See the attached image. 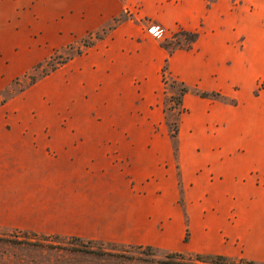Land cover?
Returning a JSON list of instances; mask_svg holds the SVG:
<instances>
[{"label":"rangeland","instance_id":"374dc122","mask_svg":"<svg viewBox=\"0 0 264 264\" xmlns=\"http://www.w3.org/2000/svg\"><path fill=\"white\" fill-rule=\"evenodd\" d=\"M247 2L0 0V264H264L207 249L181 144Z\"/></svg>","mask_w":264,"mask_h":264},{"label":"crops","instance_id":"0c3cea01","mask_svg":"<svg viewBox=\"0 0 264 264\" xmlns=\"http://www.w3.org/2000/svg\"><path fill=\"white\" fill-rule=\"evenodd\" d=\"M244 6V31L238 24L220 28L218 50L193 65L198 82L212 83L239 102L230 107L197 98L202 108L184 120L181 144L182 149L188 145L184 132L196 140L191 154L195 169L189 166V172L195 175L191 193L196 195L198 229L220 238L207 249L263 262L264 88L258 81L264 79V0H248ZM235 35H243L239 49L232 43Z\"/></svg>","mask_w":264,"mask_h":264},{"label":"trees","instance_id":"16d2710c","mask_svg":"<svg viewBox=\"0 0 264 264\" xmlns=\"http://www.w3.org/2000/svg\"><path fill=\"white\" fill-rule=\"evenodd\" d=\"M182 32H183V31H182ZM182 32H181V33H182ZM186 33H187V32H186ZM182 34H183V33H182ZM187 34H189V33H187ZM184 35H185V34H184ZM194 36H196V35H194ZM194 39H195V37H193V40H194ZM183 91L186 92L187 89L184 88ZM203 94H205V93H203ZM204 97H206V96H204ZM4 241L10 243V240H8V239H4ZM81 254L85 255L84 252H81Z\"/></svg>","mask_w":264,"mask_h":264},{"label":"built area","instance_id":"2783aa9c","mask_svg":"<svg viewBox=\"0 0 264 264\" xmlns=\"http://www.w3.org/2000/svg\"><path fill=\"white\" fill-rule=\"evenodd\" d=\"M158 30H159V29L156 28V27H151V28H150V32H151V33H156Z\"/></svg>","mask_w":264,"mask_h":264}]
</instances>
